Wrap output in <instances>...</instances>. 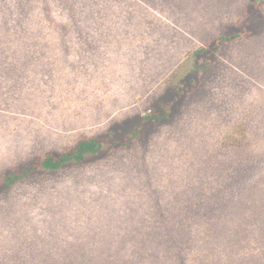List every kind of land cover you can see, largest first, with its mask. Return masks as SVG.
Here are the masks:
<instances>
[{
  "label": "trees",
  "instance_id": "obj_1",
  "mask_svg": "<svg viewBox=\"0 0 264 264\" xmlns=\"http://www.w3.org/2000/svg\"><path fill=\"white\" fill-rule=\"evenodd\" d=\"M131 1L0 0V88L10 80L6 74L99 49L110 36L108 24L120 17L118 6ZM134 1L144 10L167 2ZM131 17L145 19L140 11ZM261 35L243 28L183 50L122 139L92 135L60 154L32 153L0 170L3 196L90 161L92 176L123 162L134 182L120 200L104 192L108 186L91 190L97 199L83 208L108 214L90 215L71 235L59 230L0 243V264H187L195 251L206 258L212 237L227 224L233 232L261 233L253 240L262 250L245 256L264 264V49L253 41ZM171 152L179 163H166Z\"/></svg>",
  "mask_w": 264,
  "mask_h": 264
},
{
  "label": "rangeland",
  "instance_id": "obj_2",
  "mask_svg": "<svg viewBox=\"0 0 264 264\" xmlns=\"http://www.w3.org/2000/svg\"><path fill=\"white\" fill-rule=\"evenodd\" d=\"M139 11L144 21L131 17ZM116 13L120 17L108 24L110 36L99 49L75 51L67 59L57 55L37 71L4 75L10 80L0 88L1 171L32 153L60 154L92 135L122 139L147 113L149 98L158 93L159 75L179 63L185 49L243 28L250 36L262 34L253 41L264 49V0H167L145 10L133 0L121 3ZM175 155H165L166 163H179ZM116 164L96 177L90 174L95 165L86 162L78 171L63 169L34 179L24 190L0 194V243L21 244L33 240L24 236L59 230L71 235L90 215L108 214L83 206L97 199L94 188L108 186L104 192L115 199L130 190L131 167ZM59 184L65 187L56 190ZM232 227L227 224L212 237L206 258L195 251L187 264H254L245 253L262 250L263 243L253 240L261 233L233 232Z\"/></svg>",
  "mask_w": 264,
  "mask_h": 264
}]
</instances>
